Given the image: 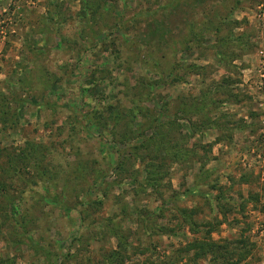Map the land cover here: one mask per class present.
I'll list each match as a JSON object with an SVG mask.
<instances>
[{"label": "rangeland", "instance_id": "1", "mask_svg": "<svg viewBox=\"0 0 264 264\" xmlns=\"http://www.w3.org/2000/svg\"><path fill=\"white\" fill-rule=\"evenodd\" d=\"M101 6L0 0V264H264V0Z\"/></svg>", "mask_w": 264, "mask_h": 264}, {"label": "trees", "instance_id": "2", "mask_svg": "<svg viewBox=\"0 0 264 264\" xmlns=\"http://www.w3.org/2000/svg\"><path fill=\"white\" fill-rule=\"evenodd\" d=\"M80 1H81V4H82V8L79 11V16H80L82 21L86 22L89 26H92L90 24H92L93 20L97 17V15H98V13H99V11L101 9L100 7H102L101 3L103 1H105V3H106V1H108V0H80ZM115 19H116V22L119 20L117 16H115ZM116 24L118 25V23H116ZM112 107L113 106L111 104L108 105V106H101V108L97 107L95 109V111L96 112H100L101 114L103 112H107L108 113V111ZM111 115H112V117L114 116L115 119L120 117L119 112H117L115 115H114V113L111 114ZM84 118H85V120H87V123H89L90 125H94L98 121L97 119H101L102 116H99L98 114L96 115L95 113L94 114H84ZM25 154H26L25 157H28L27 156L28 153H25ZM79 171H81V170H79ZM48 173H50V171H41L40 177L47 176L46 174H48ZM149 174L150 175L148 176V181H151V180L154 179L153 178L154 177L153 174H155V172H151L150 171ZM1 185L2 184L0 182V187H1ZM14 215H16V214H14ZM186 217H187L186 219H188V220L193 218V216L189 212H188V214L186 213ZM204 242L207 244V246H209L211 248L210 252L213 255L212 259L215 260V261H218V262H220L222 264H240V262L242 260L246 259L245 257L247 255L248 250L246 248H244V247L240 248L239 245L231 247V244H229L228 242L225 243V244L218 243L216 241H211V240L207 241V242L204 241ZM195 245H198V244H195ZM115 258H116L115 254L114 255H110V258H109V260L111 259L110 263L114 262L113 259H115ZM9 264H11V262H9ZM151 264H163V262H157V263L156 262H152ZM164 264H166V263H164Z\"/></svg>", "mask_w": 264, "mask_h": 264}]
</instances>
